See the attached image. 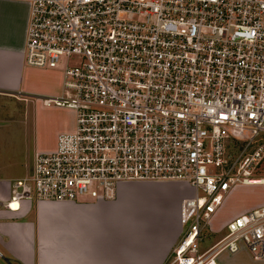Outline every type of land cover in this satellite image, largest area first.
<instances>
[{
  "label": "built area",
  "instance_id": "built-area-1",
  "mask_svg": "<svg viewBox=\"0 0 264 264\" xmlns=\"http://www.w3.org/2000/svg\"><path fill=\"white\" fill-rule=\"evenodd\" d=\"M27 2L25 62L63 65L62 92L39 98L74 112L75 127L36 154L0 209L180 184L191 193L164 264L244 250L264 260V204L220 219L237 189L264 187V0Z\"/></svg>",
  "mask_w": 264,
  "mask_h": 264
},
{
  "label": "crops",
  "instance_id": "crops-1",
  "mask_svg": "<svg viewBox=\"0 0 264 264\" xmlns=\"http://www.w3.org/2000/svg\"><path fill=\"white\" fill-rule=\"evenodd\" d=\"M29 12L27 0H0V199L4 200L11 197L15 181L33 173L36 154L54 152L58 137L75 127L74 112L46 107L39 98L62 92V73L52 74L54 80L47 85L34 87V74L46 72L25 62ZM34 106L46 115L42 120L48 126L55 125L54 132L43 133L40 139L35 133ZM65 113L67 118L62 119ZM55 115L57 121L51 123ZM137 185L182 187L137 183L122 186L112 202L31 200L18 211L0 209V264H164L180 237L184 196L170 200L166 193H144V202L156 200L158 208L138 210L129 195ZM170 220L175 221L174 232L163 227ZM152 225L157 229L151 230ZM131 248L155 250L149 260L146 256L134 260ZM218 264H264V260L244 250L220 255Z\"/></svg>",
  "mask_w": 264,
  "mask_h": 264
},
{
  "label": "rangeland",
  "instance_id": "rangeland-1",
  "mask_svg": "<svg viewBox=\"0 0 264 264\" xmlns=\"http://www.w3.org/2000/svg\"><path fill=\"white\" fill-rule=\"evenodd\" d=\"M65 62L64 59L61 60V64ZM63 68V65L59 67L56 71L53 70H42L45 71L46 73L42 74H34V87L35 88H40L41 86L47 85L48 82L54 80L52 79L53 75L52 74H57L59 73ZM36 70V69H34ZM61 73V72H60ZM51 74V75H50ZM38 93H44L36 91ZM33 111V116L35 119V133L37 138H41V135L44 133L47 135V133L52 130L54 132L53 128L55 129V125L48 126L46 124V120H42L46 118V115L44 113L39 112L36 110L35 106L32 109ZM64 118L66 119L67 115L66 113L63 115ZM62 116V117H63ZM62 119L60 121H62ZM57 121V115H55L52 118L51 123L53 121ZM58 121V122H60ZM47 123H50L47 121ZM57 128V127H56ZM255 177H260V176H255ZM136 189L130 192V197L132 199V204L134 207H136L138 210L147 208L148 211L152 209V212H155L156 209L158 208L159 202L156 200L149 201V202H144V199L141 197L142 194L144 193H149V194H156V193H166L167 195H170L172 199L170 200H176L179 199L181 196H184L186 194L191 193V190L187 187H181V186H172L168 187L166 189H152L153 187L145 186V185H137L135 186ZM92 199H84V201H91ZM83 202V201H82ZM264 204V187L262 186H254V187H241L237 189L228 199L226 206L224 210L220 214V219L223 221L227 222L231 220L234 216L237 214L245 213L247 211H250L260 205ZM172 208L174 210V204H172ZM140 212V211H139ZM174 225V226H171ZM162 225L159 227L161 228ZM168 228V230H173L175 227V221L172 223V221H166L164 223V226ZM152 229H157L155 225H152ZM175 230V229H174ZM173 230V232H174ZM159 250L165 249V248H158ZM157 249V250H158ZM173 249V248H172ZM155 248H131V257L134 260H137L138 258H143V256L149 260L151 258L150 253L154 252ZM172 251V250H171Z\"/></svg>",
  "mask_w": 264,
  "mask_h": 264
}]
</instances>
